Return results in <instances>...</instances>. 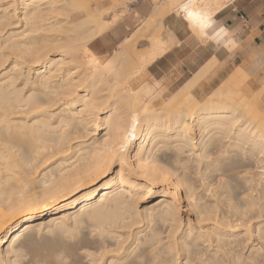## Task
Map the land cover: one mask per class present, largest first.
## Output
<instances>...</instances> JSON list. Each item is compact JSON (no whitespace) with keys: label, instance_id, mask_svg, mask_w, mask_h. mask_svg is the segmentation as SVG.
<instances>
[{"label":"bare ground","instance_id":"bare-ground-1","mask_svg":"<svg viewBox=\"0 0 264 264\" xmlns=\"http://www.w3.org/2000/svg\"><path fill=\"white\" fill-rule=\"evenodd\" d=\"M119 1L0 0V264H261L264 86L209 93L235 0H194L203 35L158 0L122 38ZM189 37L220 46L160 81Z\"/></svg>","mask_w":264,"mask_h":264},{"label":"crops","instance_id":"crops-1","mask_svg":"<svg viewBox=\"0 0 264 264\" xmlns=\"http://www.w3.org/2000/svg\"><path fill=\"white\" fill-rule=\"evenodd\" d=\"M157 1L153 0L151 5L139 3L132 6V12L121 23L120 34L131 31L144 21L152 8L163 0ZM215 25L218 31L220 28L225 30L220 34L224 40H233L237 45L209 74L213 88L238 68L252 71L254 80L264 86V0H235L217 15ZM214 37L205 43H200L194 37L187 38L178 51L181 67L189 73L195 64L212 56L220 46ZM174 70L181 77L187 76L177 67L169 72Z\"/></svg>","mask_w":264,"mask_h":264},{"label":"rangeland","instance_id":"rangeland-1","mask_svg":"<svg viewBox=\"0 0 264 264\" xmlns=\"http://www.w3.org/2000/svg\"><path fill=\"white\" fill-rule=\"evenodd\" d=\"M121 1V0H120ZM119 1V2H120ZM134 3V4H133ZM132 3V6H134L135 4H139L140 3V5H142L143 3H147V4H149V5H151L152 3H153V0H136L135 2H133ZM132 12V11H131ZM150 13H151V11H150ZM149 13V14H150ZM130 14V13H129ZM128 16V15H127ZM127 16L122 20V21H120V23L118 24V28L119 29H121V27H122V22L127 18ZM147 18V17H146ZM145 18V19H146ZM156 25V24H155ZM156 30V29H155ZM128 32H124L123 33V35H121L120 37L122 38V37H124L126 34H127ZM207 41V40H206ZM205 43V42H204ZM167 61V62H166ZM165 63V64H164ZM174 67H177L184 75H188V72L184 69V68H182L181 67V63H180V58L178 57V51H176L175 52V54H173L172 56H170L169 57V59H167V60H164L163 62H162V64H161V66H159V68H153V70H152V72L154 73V75L156 76V78H158L160 81H163L164 80V78L166 77V76H168L169 74H168V72L170 71V69L172 68H174ZM249 72V71H248ZM251 72V74H250V80L252 81L251 82V85L257 90V89H259L260 87H261V85H259V83L256 81V80H254V78H253V76H252V71H250ZM170 73V72H169ZM232 74V73H231ZM229 77V76H228ZM227 77V78H228ZM226 78V79H227ZM225 79V80H226ZM224 80V81H225ZM224 81H222L221 83H218V84H216L215 85V87H214V89H216L220 84H222ZM212 84V83H211ZM213 89V86H212V89L209 91V93L211 92V91H213L214 90ZM260 110L261 111H264V100H262L261 102H260ZM156 200V199H155ZM155 200L154 199H152L151 197H149V198H147V199H145L140 205H139V208L140 209H143L148 203L149 204H151L152 202H155ZM183 205H185V203H183ZM185 209V208H184ZM187 209V208H186ZM191 216H192V218H194V216H193V214H191ZM253 222H256V220L255 221H253Z\"/></svg>","mask_w":264,"mask_h":264},{"label":"snow or ice","instance_id":"snow-or-ice-1","mask_svg":"<svg viewBox=\"0 0 264 264\" xmlns=\"http://www.w3.org/2000/svg\"><path fill=\"white\" fill-rule=\"evenodd\" d=\"M196 5L194 0H188L179 6L178 11L183 13V17L188 20L194 28L198 27L201 30V34H204V30L211 26V20L195 10ZM213 31H216L215 29ZM224 29L220 28L216 35L219 36L224 33ZM264 247V246H262ZM261 264H264V260H261Z\"/></svg>","mask_w":264,"mask_h":264}]
</instances>
